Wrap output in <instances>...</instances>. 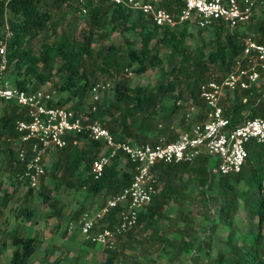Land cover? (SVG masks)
Returning <instances> with one entry per match:
<instances>
[{"label": "trees", "instance_id": "obj_1", "mask_svg": "<svg viewBox=\"0 0 264 264\" xmlns=\"http://www.w3.org/2000/svg\"><path fill=\"white\" fill-rule=\"evenodd\" d=\"M48 1L49 5L56 9L71 7V3L74 2L75 9L78 11L77 0ZM182 4L183 0H158L159 7L172 16L179 12ZM41 5L42 0H0V25L6 24L12 33L6 49L9 83L19 90L33 92L48 83L53 76H57L59 83L56 90L65 93L66 97H58L50 103L51 106L63 107L71 102L67 109L76 116L82 114L85 117L84 124L96 122L108 131L113 140L137 145L154 146L157 143L154 138L157 121L164 124L160 130V136L164 137V142H170L176 138L170 136L167 123L182 107V105H176V102L182 98L181 90L176 91V83L177 76H183L187 68L196 69V75L191 81L184 80V91L187 93L185 102L192 100L193 104L199 107V112L195 114L193 121L202 120L203 104L198 99L199 84L209 80L217 81L231 69L234 59L241 51L240 40L245 37V34L236 31V28L229 31L222 23L214 22L208 27L199 29L211 35L210 49L205 53L201 46L191 51L186 44L189 37L186 23L173 28L159 29L150 25L139 12L107 4L104 0L94 2L84 0L83 7L89 17V29L82 35L81 41L77 43L70 36L61 34L51 43L43 42L39 49L34 51L29 46L30 42L39 34L47 32V25L51 20L50 13L42 10ZM51 30L55 33L54 28ZM110 32H118L122 35L125 45L124 56L112 43H105L96 50L93 48L95 34H97L96 37L104 40ZM125 33L136 35L139 44L137 49L133 48L132 42L124 36ZM254 41L264 44V18L258 20L256 24ZM159 47L167 49L170 55L173 54L178 58L179 63L175 67L168 61L170 69L160 70V78L154 86L126 88L118 82L111 92L105 91L98 102L86 103L93 84L120 76L126 67L135 64L134 73L142 74L147 69H156L160 66ZM209 65H218L222 75L206 79L203 74L208 71ZM173 93H175L174 96H172ZM166 96L173 100L168 107L161 103ZM242 97H246L244 103H241ZM227 99L229 107L227 109L223 105L222 107L223 116L230 120V128L243 119H264V83L251 87L250 94L243 91L228 93L221 103ZM23 119H25L24 113L15 105L1 106L0 144L4 143L7 147L5 150L0 148V154L7 158L6 165L12 166L16 182L20 164L16 159V147L13 144L16 138L14 124L17 120ZM187 130L188 128L185 131ZM84 138L85 134L75 136V139L79 141L76 145H71L69 140L64 148L51 156L53 160L47 170L55 181V187L63 185L68 189H83L86 195L91 197L103 193L109 198L128 186L131 177L130 166L126 162L121 165L118 158L111 161L98 180L90 177L89 167L100 153V144ZM245 151L244 164L240 172L235 175L210 176L206 169L207 157L198 158L191 164L157 165L153 169V175L156 188L160 183L161 192L158 196H161L162 200L159 202L158 196L154 195L145 211L139 213L135 227L123 236H130V232L142 221L157 219L162 205L171 200L170 192L180 195L178 188L170 184V179L178 174L177 172H195L204 190L216 189L220 194L215 222L207 226V234L218 224L227 230V234L223 251L211 259L208 257L210 262L206 260L204 263H201L199 255L203 253L209 256L208 242H199L192 247L189 242L181 241L182 251L191 250L194 254L193 257L188 258V264H264V234L262 232L264 229V144L248 143L245 145ZM246 164L247 169L244 167ZM44 176L45 171L38 186ZM213 178L217 180L215 186H212ZM241 184L245 187L244 190L239 189ZM31 192L32 189L28 188L27 194ZM39 194L43 202L47 201L45 194L40 192ZM10 197L11 193L2 194V206L7 204ZM238 200L245 210L247 230L234 242L235 233L231 220L237 211ZM50 204L53 205V201ZM81 212H73L69 219L75 220ZM54 213L58 216L59 209H55ZM114 214L115 211L112 210L104 220L108 222V227L116 223ZM17 215L30 219L32 211L21 208ZM82 242L89 247H94L92 244ZM167 243L168 248L173 247L171 242ZM9 245L11 253L7 264H30L36 248L35 238L11 233ZM4 248L6 244L2 241L0 254ZM102 251L106 252L105 260L111 263L114 250L102 249Z\"/></svg>", "mask_w": 264, "mask_h": 264}, {"label": "built area", "instance_id": "obj_2", "mask_svg": "<svg viewBox=\"0 0 264 264\" xmlns=\"http://www.w3.org/2000/svg\"><path fill=\"white\" fill-rule=\"evenodd\" d=\"M93 2L96 0H92ZM107 4L141 13L159 29L173 28L186 23L197 29L220 22L231 31L245 25L253 11L264 5V0H183L179 12L172 16L158 5V0H104ZM84 0H77L81 16L86 14ZM12 33L6 24L0 25V108L13 104L24 113L25 119L14 124L15 156L20 164L17 182L25 188L38 187L44 175L45 164L66 144L76 145L75 136L85 134L86 140L100 144L99 155L91 162L89 175L98 180L111 161L130 166V182L116 194L107 198L95 211H82L75 220L66 222L68 235L76 233L82 241L106 251L116 248L117 240L135 227L139 213L145 211L157 194L153 169L159 165L191 164L207 157L206 169L210 176L238 174L244 164L248 143L264 144V119H243L230 128V120L223 116L221 100L226 93L243 91L250 94L251 87L264 80V44L250 37L241 38L240 54L231 69L217 81L199 84L198 99L203 104L202 120L193 121L188 130L179 133L173 141L159 139L154 146L115 141L98 123L84 124L82 114L74 115L65 107H54L53 96L41 90L27 92L13 87L7 79L6 49ZM110 81L93 84L89 90V103L98 102L110 89ZM246 97H242L241 103ZM185 105V121L199 112L192 100ZM93 110V108H91ZM83 138V137H82ZM213 160V162H211ZM114 210L116 223L108 227L105 218Z\"/></svg>", "mask_w": 264, "mask_h": 264}, {"label": "rangeland", "instance_id": "obj_3", "mask_svg": "<svg viewBox=\"0 0 264 264\" xmlns=\"http://www.w3.org/2000/svg\"><path fill=\"white\" fill-rule=\"evenodd\" d=\"M40 7L50 13L51 20L47 25V32L39 34L37 38L30 42L29 46L32 50L37 51L43 42L51 43L61 34L70 36L79 43L82 35L87 33L89 29L88 14L79 15L74 2L71 3V7L56 9L49 5L48 0H42ZM263 18L264 5L257 7L246 24L237 27L235 30L243 32L245 37L254 40L256 37V24L258 20ZM52 28H54L55 33H52ZM186 29L189 35L186 44L190 50L193 51L202 46L203 51L206 53L210 49L209 44L212 42L211 35L207 31H200L192 25H188ZM96 35H94V44L92 45L95 50L105 43H112L120 50L122 56L125 55L123 37L118 32H110L104 40L96 37ZM124 36L132 42L133 48H138V39L134 33H125ZM158 57L161 60L160 66L156 69H147L142 74L134 73L135 64L126 67L120 76L112 77L109 80L111 86L108 91L111 92L118 82L126 88L135 86L150 88L159 80L161 69H170L168 61L171 62V65L178 66V58L174 57L173 54L170 55L169 51L163 47H159ZM122 61L125 63L124 59ZM208 68V71L203 74L206 79L222 75L218 65H209ZM183 74L182 77L177 76L176 91L181 90V100H183L181 102L185 103L187 93L184 91V80L191 81L196 75V69L187 68ZM6 75H8V72ZM58 83V77L53 76L39 90L50 93L54 100L58 97L65 98V93L56 90ZM262 83H264V80L258 81L256 86ZM89 102L90 98L87 99L86 103ZM172 102L173 100L169 96L164 97L161 101L162 105L166 107ZM221 104L227 109L229 107L228 99ZM69 105H71V102L63 107L67 108ZM185 108L186 106L183 105L180 111L173 115L170 122L167 123L169 134L173 138L179 133L185 132L194 119L195 115H191L185 121ZM163 127L164 124L157 121L155 141L164 140V137L160 136V130ZM6 147L7 145L4 143L0 144L2 150H5ZM52 160L53 158L45 164V176L40 185L32 189L31 194L28 195L27 188L15 181L12 166L8 167L6 165L7 158L0 154V243L4 241L6 244V248L0 254V264L8 263L11 253V246L9 245L11 233L36 239V248L30 259V264H188V258L193 257L194 254L191 250L188 252L182 251L180 248L181 241L184 243L189 242L192 247H195L199 242L209 243V256L200 253L201 263L206 260L210 262L211 258L223 251L227 230L221 224H218L208 234L206 232L207 226L215 222L217 205L220 200L219 191H216V189L204 190L203 185L199 184V176L195 172L183 171L177 172L178 174L170 179L171 186L177 187L180 195L170 192L171 200L162 205L158 211L159 217L157 219L144 220L130 232V236L125 235L119 238L112 261L108 263L105 260L106 252L102 251L99 246L89 247L82 242L79 235L76 233L68 235L65 231L66 222L69 221L68 219L73 212H93L108 197L103 193L91 197L86 195L83 189H68L63 185L55 187V181L47 170ZM176 176L179 177L176 178ZM212 180H214L212 186H215L217 180L215 178ZM244 188L242 184L239 185V189L244 190ZM4 192L11 193V197L7 204L2 206L1 197ZM39 192L47 196V201H42ZM160 192L161 186L159 183L156 196ZM172 198L177 200L174 201ZM158 199L160 202L162 200L161 196H158ZM51 201H53V205L50 204ZM21 208L31 210L32 217L30 219L19 217L17 213ZM55 209L60 211L58 216L54 213ZM62 209L63 213H61ZM231 223L235 233L234 242H236L239 236L247 230L245 210L242 208L240 200H238L237 211L232 217ZM262 232L264 234V229ZM167 242H171L173 247L168 248Z\"/></svg>", "mask_w": 264, "mask_h": 264}, {"label": "crops", "instance_id": "obj_4", "mask_svg": "<svg viewBox=\"0 0 264 264\" xmlns=\"http://www.w3.org/2000/svg\"><path fill=\"white\" fill-rule=\"evenodd\" d=\"M244 167H246V169H247V167H248L247 164ZM61 213H63V209H62Z\"/></svg>", "mask_w": 264, "mask_h": 264}]
</instances>
